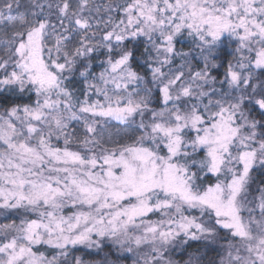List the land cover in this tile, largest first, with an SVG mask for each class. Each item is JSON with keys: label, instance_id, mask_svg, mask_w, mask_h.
<instances>
[{"label": "snow or ice", "instance_id": "6c2138e0", "mask_svg": "<svg viewBox=\"0 0 264 264\" xmlns=\"http://www.w3.org/2000/svg\"><path fill=\"white\" fill-rule=\"evenodd\" d=\"M0 264H264V0H0Z\"/></svg>", "mask_w": 264, "mask_h": 264}]
</instances>
